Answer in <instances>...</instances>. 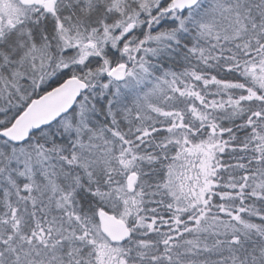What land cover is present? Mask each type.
Returning a JSON list of instances; mask_svg holds the SVG:
<instances>
[{
    "label": "snow or ice",
    "instance_id": "6c2138e0",
    "mask_svg": "<svg viewBox=\"0 0 264 264\" xmlns=\"http://www.w3.org/2000/svg\"><path fill=\"white\" fill-rule=\"evenodd\" d=\"M0 264H264V0H0Z\"/></svg>",
    "mask_w": 264,
    "mask_h": 264
}]
</instances>
